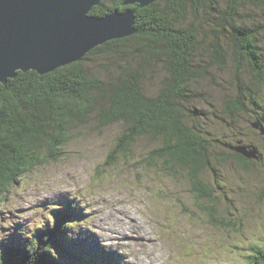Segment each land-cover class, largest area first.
<instances>
[{
    "label": "trees",
    "instance_id": "1",
    "mask_svg": "<svg viewBox=\"0 0 264 264\" xmlns=\"http://www.w3.org/2000/svg\"><path fill=\"white\" fill-rule=\"evenodd\" d=\"M127 1L103 0L90 14L105 16L136 8ZM227 3L220 8L219 0L152 2L136 11V33L111 39L83 59L52 72L19 71L7 83L0 82V203L33 168L58 160L75 130L95 119L102 128L116 123L123 126L111 158L133 159L140 139L157 141L159 145L140 161L142 167H159L173 175L179 173L177 168L185 170L191 193L208 222L229 225L228 216L221 218L217 209L218 198L201 178L203 170L214 171L210 139L190 124L193 112L184 104L201 95L192 93L190 86L211 76V68L229 67L237 96L224 101L225 114L234 118L237 112H246L248 102L258 106L253 93L264 82L257 45L261 28L253 30L248 24L264 18L257 12L264 13V0ZM247 7L251 15L246 14ZM159 66L166 75L159 91L151 93L146 80ZM255 123L264 129L260 118ZM232 151L230 157L242 168H249L255 160ZM59 205L51 209L55 225L31 241L17 242L9 235L0 242V264H64L55 250L75 259L68 264H98L85 254V260H79L75 250L71 253L66 247L72 232L66 228L67 212L56 211ZM76 251L81 252L79 246ZM251 252L242 264H264V244L254 245ZM104 262L117 264L115 257H106Z\"/></svg>",
    "mask_w": 264,
    "mask_h": 264
},
{
    "label": "rangeland",
    "instance_id": "2",
    "mask_svg": "<svg viewBox=\"0 0 264 264\" xmlns=\"http://www.w3.org/2000/svg\"><path fill=\"white\" fill-rule=\"evenodd\" d=\"M219 2L220 8L227 7L228 0ZM244 10L252 14L250 7ZM257 12L264 16L262 10ZM248 25L253 30L261 28L257 45L264 63V18ZM229 69L211 68V76L190 86L192 93L201 95L184 103L193 112L190 124L210 139L214 171L203 170L201 178L218 198L217 209L221 218L228 216L229 225L208 222L191 193L185 170L177 168L179 173L173 175L159 167H142L140 161L157 141L140 139L133 159L111 158L123 126L116 123L102 128L94 119L75 130L58 160L33 168L0 203V242L8 240L9 235L17 242L31 241L55 225L52 205L62 202L56 211L69 208L66 212L71 224L66 226L72 232L70 247H66L71 253L75 250L79 260H85V254L97 259L98 264H106V257H118L117 264L244 262L251 247L264 244V129L253 125L259 118L264 123V82L254 87L253 100L258 106L248 102L246 112H237L231 118L223 104L237 96ZM165 75L157 67L146 80L148 91H159ZM239 142L256 147L262 155L260 161L255 159L249 168H242L230 157L233 151L229 145ZM79 217V222L71 219ZM98 251L101 254L96 258L94 253ZM55 254L65 260L64 264L75 262L68 254L64 257L57 250Z\"/></svg>",
    "mask_w": 264,
    "mask_h": 264
},
{
    "label": "water",
    "instance_id": "3",
    "mask_svg": "<svg viewBox=\"0 0 264 264\" xmlns=\"http://www.w3.org/2000/svg\"><path fill=\"white\" fill-rule=\"evenodd\" d=\"M101 1L0 0V82L7 83L19 71L52 72L111 39L136 33V11L158 0H128L136 8L91 15ZM231 148L259 157L257 148L241 142Z\"/></svg>",
    "mask_w": 264,
    "mask_h": 264
},
{
    "label": "bare ground",
    "instance_id": "4",
    "mask_svg": "<svg viewBox=\"0 0 264 264\" xmlns=\"http://www.w3.org/2000/svg\"><path fill=\"white\" fill-rule=\"evenodd\" d=\"M104 253L108 254L107 251H103ZM109 255V254H108ZM105 258V257H104Z\"/></svg>",
    "mask_w": 264,
    "mask_h": 264
}]
</instances>
